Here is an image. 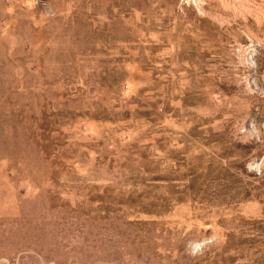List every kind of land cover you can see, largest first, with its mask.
<instances>
[{
	"label": "rangeland",
	"instance_id": "obj_1",
	"mask_svg": "<svg viewBox=\"0 0 264 264\" xmlns=\"http://www.w3.org/2000/svg\"><path fill=\"white\" fill-rule=\"evenodd\" d=\"M0 264H264V0H0Z\"/></svg>",
	"mask_w": 264,
	"mask_h": 264
},
{
	"label": "bare ground",
	"instance_id": "obj_2",
	"mask_svg": "<svg viewBox=\"0 0 264 264\" xmlns=\"http://www.w3.org/2000/svg\"><path fill=\"white\" fill-rule=\"evenodd\" d=\"M253 55H254V53L251 54V57H252ZM253 66H255V64H254Z\"/></svg>",
	"mask_w": 264,
	"mask_h": 264
},
{
	"label": "built area",
	"instance_id": "obj_3",
	"mask_svg": "<svg viewBox=\"0 0 264 264\" xmlns=\"http://www.w3.org/2000/svg\"><path fill=\"white\" fill-rule=\"evenodd\" d=\"M183 1H185V3H186V0H183Z\"/></svg>",
	"mask_w": 264,
	"mask_h": 264
}]
</instances>
